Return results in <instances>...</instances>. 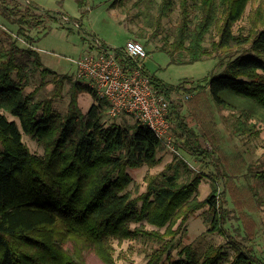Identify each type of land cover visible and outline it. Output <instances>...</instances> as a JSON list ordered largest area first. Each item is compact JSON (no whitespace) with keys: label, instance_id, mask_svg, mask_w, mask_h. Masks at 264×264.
I'll use <instances>...</instances> for the list:
<instances>
[{"label":"trees","instance_id":"1","mask_svg":"<svg viewBox=\"0 0 264 264\" xmlns=\"http://www.w3.org/2000/svg\"><path fill=\"white\" fill-rule=\"evenodd\" d=\"M250 3L251 0H181L177 38L170 48L161 47L170 54L172 63L191 64L215 57L212 54L220 47H248L226 64L221 63L223 70L204 83L169 84L151 75L156 87L169 98L174 92L192 95L208 91L216 105L238 111V130L244 129L251 117L264 121L263 4L255 8L256 20L247 33L233 31ZM172 8L171 0L162 1L161 13ZM193 8H198L201 16L192 28ZM4 9L10 11L7 6ZM36 9L30 5L10 13L17 15L18 34L29 42L33 39L28 28L39 27L49 15L57 21V16L48 10L36 13ZM213 27H219V41L208 48L204 38ZM31 46L22 47L17 40L8 47L0 46V264H87L81 254L88 246L106 264H116L112 241L127 238H145L157 244L145 264H222L225 251L221 245L198 248L189 244L181 248L178 259L170 257L171 238L178 232L174 226L197 210L206 207L214 230H224L223 225L218 227L216 188L200 199L203 176L185 180L179 170L184 164L182 158L180 164L149 177L146 191L134 196L127 189L134 181L128 168L157 164L164 144L154 131L137 121L107 124L103 115L107 113L108 100L78 81L70 80L66 113L55 110L52 99H37L34 91L26 94L24 87L40 68L43 77L46 73L56 74L42 67L39 51ZM176 54L188 56L177 59ZM69 79L64 75L53 82L61 89ZM86 91L94 102L88 112H83L78 96ZM178 104L172 101L169 117L182 129L176 135L181 142L179 149L207 158L208 151L196 137L195 129L184 122ZM4 111L20 123L8 119ZM23 133L43 146L42 155L29 150ZM256 176L264 180V171ZM146 224L155 229H147ZM65 240L74 243L75 254L63 247ZM237 257L234 264H264L242 251Z\"/></svg>","mask_w":264,"mask_h":264},{"label":"rangeland","instance_id":"2","mask_svg":"<svg viewBox=\"0 0 264 264\" xmlns=\"http://www.w3.org/2000/svg\"><path fill=\"white\" fill-rule=\"evenodd\" d=\"M162 1L0 0V46L8 47L11 42L17 40L20 46L32 44L31 47L39 51L42 67L54 70L56 74L46 73L43 77L40 68L39 72L31 76L24 92L28 94L34 91L37 99H52L54 109L61 113H66L69 106L70 80L76 81L77 67L73 61L88 52L96 38L112 47H123L131 39L141 41L149 54L145 60L147 72L169 84H179L183 81L188 85L204 83L209 76L220 73L229 59L247 49L248 46H232L230 49L220 47L212 54L215 57L204 58L191 64L172 63L170 54L161 47L170 48L176 40L182 6L181 0H171L173 8L163 14ZM261 4L264 10V0H251L243 17L235 23L233 31L243 30V33H247V29L256 20L258 12L255 8ZM30 5L37 7L36 13L48 10L51 15L55 14L57 21L49 15L39 27L28 28L27 33L33 39L29 42L24 35L18 34L19 25L15 23L17 15L10 13L13 10L18 13ZM5 6L10 11L6 12ZM200 16L199 9L193 8L190 15L192 28ZM219 36V27H213L205 35L204 45L210 48L212 42L219 41ZM183 53L186 54L185 51ZM175 56L177 59H185L188 55ZM64 75L70 79L63 83L64 86L60 89L53 79ZM172 99L179 102L184 122L195 129L196 137L209 155L205 154L207 158L195 157L179 149L181 142L176 135L181 133L182 129L178 127L177 121L172 119L171 133L181 156L173 148L164 145L159 151L160 160L157 164L128 168L134 181L127 189L134 196L144 193L149 177L165 172L170 165L180 164L184 158L187 162L184 160L179 170L185 180L198 174L203 176L198 192L200 199H205L213 188H216L217 217L220 219L218 227L223 225L224 230H214L206 216V207L197 210L185 222H178L174 226L178 232L171 238V259H178L181 248L191 244L198 248L221 245L225 251L222 264H234L241 251L247 257L254 256L264 261V180L256 176L264 171L263 119L251 117L248 120L251 126L246 122L244 129L240 131L237 129L238 111L233 112L216 105L206 90L192 95L174 92ZM78 100L83 112H88L94 102L92 94L88 91L81 93ZM4 113L8 119H15L20 123L11 113ZM103 120L107 124L113 121H135L130 116L110 118L106 113ZM23 141L32 153H44L43 146L30 135L23 133ZM145 226L147 229H155L149 224ZM166 237L170 238V235ZM112 246L116 264H145L157 244L145 238H127L121 241L113 240ZM63 247L71 254L76 253L71 240H65ZM81 256L87 264H106L93 247L85 248Z\"/></svg>","mask_w":264,"mask_h":264},{"label":"built area","instance_id":"3","mask_svg":"<svg viewBox=\"0 0 264 264\" xmlns=\"http://www.w3.org/2000/svg\"><path fill=\"white\" fill-rule=\"evenodd\" d=\"M148 55L144 44L136 39L123 47H112L96 38L89 51L73 61L77 67L75 79L108 100L109 117H132L179 154L169 117L173 96L169 98L156 87L145 68Z\"/></svg>","mask_w":264,"mask_h":264}]
</instances>
